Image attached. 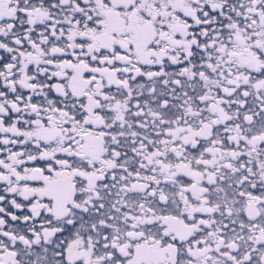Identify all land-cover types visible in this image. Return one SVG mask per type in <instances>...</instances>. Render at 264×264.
<instances>
[{"label": "snow or ice", "instance_id": "obj_1", "mask_svg": "<svg viewBox=\"0 0 264 264\" xmlns=\"http://www.w3.org/2000/svg\"><path fill=\"white\" fill-rule=\"evenodd\" d=\"M0 264H264V0H0Z\"/></svg>", "mask_w": 264, "mask_h": 264}]
</instances>
